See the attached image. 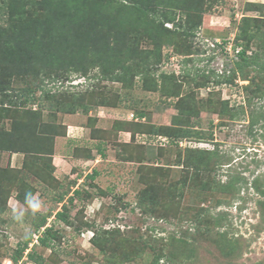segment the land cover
<instances>
[{
  "label": "rangeland",
  "instance_id": "374dc122",
  "mask_svg": "<svg viewBox=\"0 0 264 264\" xmlns=\"http://www.w3.org/2000/svg\"><path fill=\"white\" fill-rule=\"evenodd\" d=\"M109 1L0 0V264H264V0Z\"/></svg>",
  "mask_w": 264,
  "mask_h": 264
},
{
  "label": "trees",
  "instance_id": "16d2710c",
  "mask_svg": "<svg viewBox=\"0 0 264 264\" xmlns=\"http://www.w3.org/2000/svg\"><path fill=\"white\" fill-rule=\"evenodd\" d=\"M111 2V0L109 1ZM136 9L138 10H141V13H145V10L142 6H136ZM158 21L162 22V24H164V20L162 19H157ZM194 28H197V26H195ZM247 49L246 48H241V51L237 52V56L238 58L240 59L239 62H237L235 65H236V70L237 71H234V73L236 72H239L240 74L243 73V69L244 68H247L249 66H254V65H257L259 64V59H261L262 57H260V55H258L257 53H253L252 55H247ZM36 89L35 88H31V89H28V96H32L34 91ZM71 110V109H70ZM35 120V118H30V121H33ZM28 122V123H32V122ZM19 130L17 135H16V142H23L25 139H26V136H25V130L28 132L30 129L23 126L21 127H17ZM20 133V134H19ZM31 135V134H30ZM159 136L161 137H164L166 140H167V145H176L177 147H179V142L180 141H183L185 139H190V138H195L197 140H201L203 139V137L201 135H198L197 133L195 132H192L191 129H190V126H185V125H181V123L179 124H172L171 127H165L164 129H162V131H160L158 133ZM194 149H188V148H185V153H186V156H188V164H192L191 163V160L189 159L191 157V153H193ZM52 152H50L51 154ZM49 154V153H48ZM42 161V159H41ZM45 171L46 170H50L49 167L45 166ZM188 167H191V165H189ZM42 172V171H40ZM47 172V171H46ZM58 217L64 221L63 217L58 215ZM44 224H39V228H41ZM55 231H53L52 228H48L45 230V236L43 238L40 239L39 241V247L43 248V249H50V245H49V239L52 238V236H54L55 234L53 233ZM28 241L24 243V247H27L28 246Z\"/></svg>",
  "mask_w": 264,
  "mask_h": 264
},
{
  "label": "clouds",
  "instance_id": "9594fccd",
  "mask_svg": "<svg viewBox=\"0 0 264 264\" xmlns=\"http://www.w3.org/2000/svg\"><path fill=\"white\" fill-rule=\"evenodd\" d=\"M24 206V209L19 210L16 207L12 208L11 215L14 221L22 222L25 216V211H30L32 215L39 213L43 205L37 195L26 191L24 194Z\"/></svg>",
  "mask_w": 264,
  "mask_h": 264
},
{
  "label": "crops",
  "instance_id": "0c3cea01",
  "mask_svg": "<svg viewBox=\"0 0 264 264\" xmlns=\"http://www.w3.org/2000/svg\"><path fill=\"white\" fill-rule=\"evenodd\" d=\"M126 134H127V133H126ZM126 136H127V135H126ZM68 138H71L70 135H69V133H68V137H67V139H68ZM56 158H58V157H56ZM56 158H55V159H56ZM93 161L95 162V160H93ZM104 161H105V160H104ZM91 162H92V160H90L89 164H90ZM98 164H99V161H97V163H95L93 167H96ZM67 180H68V179H67Z\"/></svg>",
  "mask_w": 264,
  "mask_h": 264
},
{
  "label": "built area",
  "instance_id": "2783aa9c",
  "mask_svg": "<svg viewBox=\"0 0 264 264\" xmlns=\"http://www.w3.org/2000/svg\"><path fill=\"white\" fill-rule=\"evenodd\" d=\"M218 44V43H217ZM130 118H133V115H131V117Z\"/></svg>",
  "mask_w": 264,
  "mask_h": 264
}]
</instances>
